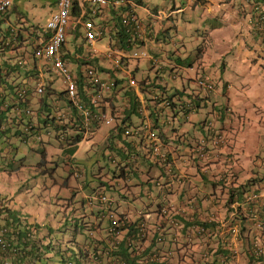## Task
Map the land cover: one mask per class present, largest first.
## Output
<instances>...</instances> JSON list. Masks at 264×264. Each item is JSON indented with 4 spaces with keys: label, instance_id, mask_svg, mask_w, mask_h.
<instances>
[{
    "label": "built area",
    "instance_id": "2783aa9c",
    "mask_svg": "<svg viewBox=\"0 0 264 264\" xmlns=\"http://www.w3.org/2000/svg\"><path fill=\"white\" fill-rule=\"evenodd\" d=\"M185 1L200 3L202 0ZM233 1L237 10L245 16L250 34L257 37L264 47V0ZM10 2L0 0V17ZM53 3L54 8L48 13L45 23L35 27L33 33L22 32L21 28L15 30L14 26L9 28L14 41L8 39L5 43L9 44V50L17 54L15 63L22 65L30 60L33 64L32 68L26 67L27 77L21 76L19 82L13 85V93L9 97L12 104L22 111L19 114H28L32 111V93H41L49 82V94L53 95L48 104L49 120L45 132L36 130L37 139H46L51 135L48 126L59 125L54 131L55 139L62 147H71L74 144L71 134L74 135V132L81 134L76 141L80 143L101 124L115 125L123 119L127 124L123 133L131 138L130 145L138 150L134 154L119 141L124 158L142 155L158 166L157 175L148 178L149 181L141 186L128 183L131 170L119 162L113 172V182L124 190L121 199L107 196L100 190L83 194L88 204L98 206V215L103 221V243L96 250L97 257L102 259V264H188L183 252L189 251L192 255L194 246L199 250L197 260L201 258L206 262L209 252L204 246L208 248L213 243L209 241L213 236L209 223L215 220L218 227L216 233L220 236L224 234L223 239L229 242L228 245L221 244V250L232 248L229 256L218 252V261L238 264L235 245L249 234L248 223L255 215L246 216L243 222L238 217L241 203L236 199L231 202L232 210L226 217L219 216L216 210L195 218L187 212L185 206L192 208V200L180 197L179 192L189 187L186 181L192 172L190 167L203 169L211 154L209 145H219L224 138L210 121H206L207 135L199 136L183 151L184 167L179 165L182 156L175 154L176 147L163 141L161 117L163 108H167L169 103L160 87L164 83L162 77L150 80L145 74V80L139 83L134 76L140 59L155 68L154 71L160 67V58L156 54L137 45L146 33V25L132 10L135 1L54 0ZM147 13L155 19L168 15L163 9ZM69 33L80 37V43L74 42L72 48L67 46ZM25 40L30 43V49L25 47ZM77 48H82V51L77 52ZM116 72L121 75L116 76ZM156 73L160 75V72ZM46 74H54L56 78H46ZM167 74L175 76L172 71ZM57 78L63 88L61 91L51 89L55 88L53 82ZM151 82L160 86H153ZM194 83L202 92L213 88V83L203 74L196 75ZM5 106L7 102L1 101L0 108ZM186 108V112L192 110L190 104ZM166 122L170 124L171 120ZM256 197V193L251 192L245 194L242 200L254 203ZM177 199H182L184 203ZM178 214L192 222L184 226ZM194 219L201 223L194 222ZM248 238L252 240L250 254L254 257L262 255L264 248L252 235ZM194 263L197 264L196 260ZM257 264H264V259Z\"/></svg>",
    "mask_w": 264,
    "mask_h": 264
},
{
    "label": "clouds",
    "instance_id": "9594fccd",
    "mask_svg": "<svg viewBox=\"0 0 264 264\" xmlns=\"http://www.w3.org/2000/svg\"><path fill=\"white\" fill-rule=\"evenodd\" d=\"M12 1L13 0H11L10 4L5 10H8ZM201 2L200 3L194 2L190 4L199 5L201 4ZM231 2H233L234 5L236 6L234 1ZM135 6H142V5L138 4L135 1L134 7ZM156 8H154L151 11L157 10ZM5 10L3 12H5ZM132 10L141 20V17L138 15L136 10L134 8ZM163 10H165L166 14L168 15L163 16L161 19L168 18L171 15L170 14L171 10L170 9H163ZM236 10H237V6H236ZM3 12L0 17V20L4 19L7 16V15H3ZM237 13L238 15L242 16L246 26V31L250 34V31L248 30L247 27L245 16L242 13H240L238 10ZM152 19L161 20L155 18ZM142 23L146 25V33L144 34L142 40L137 43V45L145 44L147 41L152 42L156 45L159 44L161 38L169 37V35H167L163 30L151 31L147 23L143 21ZM168 41H169V45L167 48L162 49V47L159 45V49L150 50L160 58V67L154 71V77H153L154 79L152 80L155 79L160 80V77H162L161 75L162 72H165L166 74L169 71L174 72L175 74L174 79L176 75H178L177 69L180 67L178 66V64L180 65L182 64L178 60V57L174 58L173 56L168 55V51L171 48H173L177 44V42L171 38L168 39ZM1 47L3 46L1 45ZM3 52L5 53L8 52L7 54L11 58L12 55L14 54L11 50L5 47ZM145 67H146V71L148 69L153 68L151 66H147V63L145 64ZM25 70H27L26 67L24 68L18 67L15 76L14 74H12L13 71L6 72V70L0 68V75L3 76L4 78L0 80V103L1 101L7 102V106H5L4 108L3 107L0 108V119L5 121L4 123L0 124V162H1L0 163V264H54V262L57 264H102V259L97 257L96 250L99 247V244L103 243L102 240L103 235L101 229V227H103V221L100 219L98 215V206L94 205L93 203L88 204L85 201L83 194L89 193L92 190H100L107 196L111 195L117 199L119 198L121 199V195L123 194L124 190L118 188L117 185H115V183L113 182V172L115 173L117 166H119L118 165L119 162H123L125 166L130 168L131 171L129 172L128 177L130 174H133L135 176V179L131 183H137V184H143L144 182H148L149 181L148 178L152 176H156L158 171V166L148 161L147 159H144L142 155H138V156L136 155L131 159L129 158L125 159L121 151L120 154H118L117 152V148H119V139H117L115 143L118 145H115V150L112 153L107 154V158L113 164V168L109 180L98 179V182L95 185H88L86 181L85 183H87V185H85V187L88 188V192L86 193L82 191V188L84 187L83 183L79 182L76 185V187L67 188L69 195L58 197L53 202L52 200L46 202L45 199H41L38 202L35 198L36 195L28 189L27 183L24 182L18 183V180L21 178V173L19 169H22V167L25 165L24 158L21 159L20 157L14 158L13 154L10 155L8 153L9 150L13 148L14 151H16L18 145H21L22 143L30 144L31 142L39 141L41 143L40 159L36 161L33 165L39 173L42 174V172L45 171L51 174L53 167L51 166L48 167V165L45 164L47 158H46V150L44 149L43 145L49 144L52 147H57L60 150V153H62L63 150L69 149L70 147H62L61 143L55 139V135H54L55 130L51 125L48 126V129L51 133L50 136H48L46 139H40V140L36 138V130L45 132L46 130L45 126L48 123V121L45 124L41 121L40 124L36 123L37 115L40 118L47 117V120H49L48 112L50 111V109L48 107V104H50V99H52L53 97L52 94H49L48 92L45 98L43 99L42 96L45 94L44 90L38 94L29 91L30 93H32V98L35 97L36 100L33 99L31 101L32 111H30L28 114H19L22 113V111H18L16 109V106L12 104L11 102L12 100L9 97H11L10 94L13 93L12 91L13 86L10 88L7 87L9 85L10 86L13 85L12 81L19 79L21 76L27 77L26 75L27 71L24 73ZM156 71L160 72V75H157ZM198 74L206 75L202 72H197L189 79H192L194 81V77ZM207 77L213 83V88L209 91L211 92L215 87V81L211 77L209 76ZM54 83L55 82H53V86L55 88H51V89L57 90V86H55ZM166 85L167 88L165 87V89L167 92H169L167 90L168 88L173 89V87H170L168 83H166ZM160 87L162 88L163 92H165V90L163 89V85ZM1 88H6V89H1ZM62 89L63 88H60V90L57 91H61ZM186 92L188 93L190 92L189 100L195 99L196 97H198L199 99L197 104L191 101L190 105L192 106V110L186 112V114L184 115L185 118H187L188 113L195 111L199 106L203 105V103L205 104V102H202V100L204 96L209 93V92L200 91L196 87V85L194 86V88H191L189 91ZM60 98H64V97L61 96ZM176 98H177V94H173L172 96H170L171 101L176 100ZM167 100L169 103V99ZM40 107L43 108L42 112H40L39 110ZM9 108L14 110L16 113H14L13 111L6 112V109ZM18 115L21 116L18 117ZM163 115H165L164 118ZM17 118H20V121H17ZM161 118H163V122L169 119L171 120V122H169L170 124L166 123L167 124L166 127L161 126L162 128L161 131L162 130L165 131L167 130V127H169L172 124L173 117L171 114V108L169 107L163 108ZM206 121H210V120L207 119L206 117H203L202 120L200 121L202 127L204 128V133L200 134L199 136L207 135L206 134L207 130L205 128ZM215 128L218 129L217 127ZM98 129L95 131L96 133H98ZM221 134L224 138L222 132ZM199 136H197L196 139ZM90 137H92V135H90L88 138ZM107 137H109V135H105V138ZM11 138H14L16 140V144L14 146H12L10 142ZM50 139L55 141V145L51 144ZM196 139L193 140L192 143H194ZM73 143L74 144L72 146L76 144V147H78L79 143H76V141ZM168 143L173 147H176V149L181 148L179 146L177 147V145H173L172 142H168ZM191 144H188L187 146L183 147L184 150L187 149V147L190 146ZM220 145L221 144L219 145L210 144L209 150L211 151V149L217 148ZM102 146L112 148V144H109L106 141H104ZM76 149L71 151L72 153L70 152L63 154V156L68 159V160L65 159V162H68L70 164L71 171L69 173L73 174L75 179H77L82 172V169L80 168L78 162L72 160L73 154ZM134 149L135 151H132V153L137 154L138 150L136 148ZM40 160H42V162ZM133 169L136 171V175L133 173ZM2 174L7 175L8 179H4ZM98 178H100L99 175ZM122 183L123 182H121V184ZM106 188L119 190V193L117 195L111 193L107 194L105 191ZM78 190H80V193L78 194L77 198H74L75 193L78 192ZM17 191L19 192V194L22 191L23 192L27 191V195L22 199H20L19 196L17 197L16 195ZM251 192L256 193L258 197V194L257 192H255V190H250L246 193L243 192L242 198H244L245 194L247 195ZM14 199H16L15 201L17 202H15ZM232 201L233 200H231L228 203H224V202L221 203V207H224L225 217L232 210L231 207ZM50 204H51L50 209L46 210L45 205H50ZM45 210H46V215L45 217H42ZM239 210L241 211V214H239L238 217L242 219L243 212L241 210V207L239 208ZM55 213L59 214L57 218H55ZM64 228H66L69 232L66 238L63 237V233H62V230ZM78 233L81 235L80 242H77L75 239V236ZM223 235H222V241H223L222 244L228 245L229 242H226L223 239ZM216 241L217 240L211 243V245H209L208 248L207 245L204 246V248L206 247L207 252L211 251L212 247L218 246L216 244ZM251 242L252 240L248 239L247 244H245V246L242 248L244 253L236 249L238 256L243 255V262L240 263L238 262V264L244 262L245 263L249 262V264H251V261L256 258L252 254H251V259L250 257H248L251 250ZM258 244L264 248V244L260 242H258ZM223 251L225 254H227V256H229L230 251H232V248L229 249V247H227L224 248ZM207 263L208 261L206 262V264ZM223 264H227L226 261H223Z\"/></svg>",
    "mask_w": 264,
    "mask_h": 264
},
{
    "label": "crops",
    "instance_id": "0c3cea01",
    "mask_svg": "<svg viewBox=\"0 0 264 264\" xmlns=\"http://www.w3.org/2000/svg\"><path fill=\"white\" fill-rule=\"evenodd\" d=\"M134 1L142 5L135 6L134 9L141 20L149 25L150 30H163L167 35H169L167 27L163 28L160 24L163 19L153 20L147 11L156 7H159L156 9H170L171 15L168 17L170 18L186 7L197 10L198 21L203 25L198 29L201 40L194 52L182 54L177 42L168 51V55L178 57L182 64L178 66L185 73L184 78L202 72L215 81L214 89L204 96L202 102L211 103L213 108L215 103L212 94L219 90L222 94H226V112L221 121L222 126L217 127L223 133L224 141L217 148L211 149L203 169L197 167L194 170L190 167L192 172L188 174L189 180L186 181L189 187L179 192L180 197L190 198L193 202L190 203L193 205L192 208L185 206L187 212H191L192 218H195L196 215L203 217L208 212L216 210L222 217L224 216L222 202L240 200L243 222L246 216L251 217V214L255 216L251 223H248L249 234L236 243L235 249L243 252L242 248L247 244L249 235L264 244V146L259 149L264 143V140H260V135L264 136V47L260 45L257 37L246 31L242 16L238 15L236 6L231 2L233 0H203L199 5L190 4L185 0H165L163 5L148 3L147 0ZM228 55L233 58H227ZM229 60H232L236 67L249 61L250 67L253 68L252 78L247 80L235 70L237 82L230 83L225 80L222 74ZM191 71L193 74L190 73ZM183 84L181 81V85ZM213 115L215 117V113ZM245 126H248V130H244ZM168 131L166 138L175 135L184 138L186 134L193 142V139L204 133V128L200 122L195 129L197 134H192L194 132L186 131L179 126L170 133ZM178 144L173 143L181 147L175 151V154L182 156L179 165L184 167L186 164L183 161L185 157L183 147L185 146ZM261 165L263 169H259ZM201 173H207V178L201 177ZM190 188L194 190L192 193L189 192ZM250 190H255L258 194L254 203L242 200L243 192ZM177 200L184 203L182 199ZM220 237L222 239V236ZM215 240L217 238L213 236L209 239L210 242ZM198 255L199 250L193 246L192 256L197 259ZM209 257L210 255L207 261L211 260ZM237 258L239 263L243 262V255Z\"/></svg>",
    "mask_w": 264,
    "mask_h": 264
},
{
    "label": "rangeland",
    "instance_id": "374dc122",
    "mask_svg": "<svg viewBox=\"0 0 264 264\" xmlns=\"http://www.w3.org/2000/svg\"><path fill=\"white\" fill-rule=\"evenodd\" d=\"M53 2L54 0H13L7 10V16L4 19L0 20V45L3 34L4 36L9 37V40L14 41V38L11 37V34L8 30L9 25L14 26L15 30L21 28L22 32L25 30L27 33H33L35 27L42 26L45 23L48 13L54 8ZM147 2L163 5L165 3V0H147ZM160 24L163 28L167 27L169 37L161 38L159 44L156 45L152 42L147 41L145 44H142L141 47H143L147 51H150L151 49H159V45L162 48H167L169 45L168 39L171 38L178 42V47L179 49H181L182 54L187 55L190 52H194L195 47L201 40L198 29H200V27H202L203 25L198 21L196 9L186 7L182 12H179L170 18H164L160 21ZM26 41L27 40H25V42L23 43H25V47L27 49H30V43ZM66 41L67 46L69 48H72L74 42L80 43V37L78 35L74 36V34L69 33L66 37ZM83 47H85V45H83ZM7 53L8 52H6V54ZM25 53L27 54L28 52L25 51ZM16 57L17 54H13L12 60H8L15 63L17 59ZM227 58L232 59L233 57L228 55ZM31 63L32 61L30 62V60H28L22 65H19V67H32L33 64ZM145 64V60L140 59L137 61L139 69L134 72V76L136 79L144 76L146 72L148 73L150 80L154 79V69L151 68L146 71ZM235 70L247 80L252 78L251 74L253 68L250 67L249 61L245 62V64L243 65L238 64V66L236 67V65L232 63V60L226 62V66L224 69L225 72H223L222 77L230 83H236L237 77L234 72ZM26 71L27 70H25L24 73ZM190 73L193 74L192 71ZM115 75L119 76L121 74L118 75V73L116 72ZM161 75L163 77V80L168 81L169 84H173L174 87L180 88L182 81L186 86L185 91H189L195 86L192 79L184 78L185 73L180 68H178V75H176L175 79H169L165 72H162ZM45 77L52 78L53 80L56 78L54 74H46ZM17 82H19V79L13 80L12 84L15 85ZM30 82L32 83V80H30ZM54 85L57 86V90H60V88H62V85L59 84L58 78L56 79ZM217 92L215 94H212V98L215 103V106L213 108L211 106V103L203 104L199 106L195 111L188 113L187 118H185V116L181 114L182 112H179V114L173 117L172 123L186 129V131L194 132L192 134L198 133L195 131V129L200 124V121L203 117L209 119L212 124L214 123V127L222 126L221 121L223 120L224 113L226 112V94H222L220 90ZM229 92L230 90L228 91V93ZM33 99L36 100L35 97H33ZM7 111H13L14 113H16L11 108L6 109V112ZM214 113L215 117L213 115ZM164 117L165 115H163V118ZM229 122L231 123V121ZM161 126L164 127V122L161 124ZM107 127V124H101L98 129V133L94 132L92 134V137L85 139L78 144V147L75 150L72 158L73 161L78 162L80 168L82 169V172L77 179L74 178L73 174L69 173L71 171L70 164L68 162H65L63 154L60 153V150L57 147H52L49 144L43 145L44 149L46 150L47 158L45 164L48 165V167H53L51 174L45 171L41 174L33 165L40 159L41 143L39 141H34L30 144L22 143L21 145H18L16 151H14V149L12 148L8 153L10 155L13 154L14 158H24L25 163L22 169H19L21 178L18 180V183H27L28 189L36 195L35 198L38 202L41 199H45L46 202H49L50 200H52L53 202L58 197L69 195L67 188L76 187L79 182L83 183L84 187L82 188V191L86 193L88 192V188L85 187L87 183L88 185H95L98 182V179L109 180L113 164L107 158V154L112 153L115 150V145L118 144L115 143V141L117 140V137L115 135L105 138ZM245 129L248 130V126H245L244 130ZM184 139L186 141V139H190V136L188 137L185 134ZM260 140H264V136L262 134L260 135ZM50 141L51 144L55 145V141H53L52 139H50ZM104 141L112 144V148L103 147L102 144L104 143ZM10 142L12 146L16 144V140L14 138H11ZM262 146H264V143L259 146V149H261ZM140 153L142 154V150H140ZM262 167L263 165H261L259 169H263ZM98 175L100 176V178H98ZM2 176L4 179H8L7 175L2 174ZM134 179L135 176L133 174H130L129 182H133ZM86 181L87 183H85ZM139 185L143 186L142 184ZM142 188L143 187H141V189ZM105 191L107 194L111 193L117 195L119 193V190L112 188H106ZM192 191H194L193 188H190L189 192L192 193ZM79 193L80 190L75 193L74 198H77ZM16 195L17 197L19 196V198L22 199L27 195V191H22L20 194L17 191ZM127 199L130 200V197H128ZM15 200L16 199H14V201ZM51 204L45 205L46 210L50 209ZM121 205H123V203H121ZM46 210L43 213L42 217H45ZM58 216L59 214L55 213V218H57ZM62 233L63 237L66 238L69 232L66 228H64L62 230ZM75 239L77 242H80L81 235L79 233L76 234ZM54 264L57 263L54 262Z\"/></svg>",
    "mask_w": 264,
    "mask_h": 264
},
{
    "label": "trees",
    "instance_id": "16d2710c",
    "mask_svg": "<svg viewBox=\"0 0 264 264\" xmlns=\"http://www.w3.org/2000/svg\"><path fill=\"white\" fill-rule=\"evenodd\" d=\"M3 15H7V10H5V12H3ZM9 28H10V26H9ZM9 28H8V30H9ZM10 31L11 30H9V33L11 34L12 32H10ZM8 39H9V37L4 36V34H3L2 41H1V45L3 47H1V45H0V68H3L4 70H6V72H10L13 69L12 70L13 72L12 71L11 72H12V74H14L16 76V70H18L19 65H17L16 63H14V62L11 61L13 63L12 64L8 60V59L12 60V58L8 54H6L5 52H3L4 51V47L8 49V45L9 44L8 43L7 44L5 43V41H7ZM76 50H77V52L80 53L82 51V48H77ZM80 62L83 63L84 61H80ZM90 63H92V62L90 61ZM146 74L149 77L148 73H146ZM166 75L168 76L169 79H174V77L170 76L169 74H166ZM2 79H4V78H3V76L0 75V80H2ZM144 80H145V78L143 76V77H140L138 79V82L141 83ZM162 80H163V77H162ZM163 82H164L163 83V89L165 90L164 93L166 94V96L164 98L166 100L169 99V105L170 106H168V107L171 108L172 117H174L177 114H179V112H182L181 114L182 115H185L186 114V111H187L186 105L187 104H191V101L193 103H196L197 104L199 98L196 97L195 99L189 100V97H190V94L189 93L190 92L188 93V92L185 91V87L186 86L184 84L183 85H180V88H178V87H174V85L171 84V83L169 84L168 81H166V80H163ZM166 83H168L170 85V87H173V89H170V88L167 89L169 92H167L166 89H165V87L167 88ZM151 85H153V86H159L158 84H154L153 82H151ZM12 86L13 85H11V86L9 85L7 88H10ZM2 89H6V88H2ZM49 91H50V89H49V82H48V84H46L45 87H44L45 94L42 96L43 99L45 98L46 94ZM173 94H177V98H176V100L171 101L170 100V96H172ZM130 96L132 97V95H130ZM39 110H40V112H42L43 108L40 107ZM39 116H40V114H39ZM40 121L43 122L44 124L47 123V117L40 118L37 115V122L36 123H39L40 124ZM4 122L5 121H3L2 119H0V124H2ZM166 123L167 122L164 121V124H165L164 127L167 126ZM126 125L127 124H124V120L122 119L120 122H116L115 125L108 126L107 129H106V135H109V137L115 135L117 137V139H119L120 142L125 143L126 144V147H128V149H129V151L132 152V151H135V149L129 143V140L131 138H127V135H125L123 133V129L126 127ZM52 127L55 130V129H57L60 126L59 125H52ZM177 127H178L177 124L175 125L174 123H172L169 127H167V130H169V133H170L171 131L175 130ZM61 129L64 130V127L62 126ZM167 130H165V131L162 130L161 131L162 132L163 141H167V142L170 141V142H173V143H179L178 145H182V146H187L188 144H191L192 143L191 142V139H186V141H185L184 138H179L176 135H175V137L173 136L171 138H166V131ZM74 133H75L74 135L71 134V139H72L73 142L77 141L79 139L80 135H81L80 133H77V132H74ZM191 138L193 139L194 137H191ZM120 146L121 145L119 144V148H117L118 154H120V151L123 150V149H120ZM76 148L77 147H76V144H75L74 146H71L69 149L63 150L62 151V154L70 153L71 151H73ZM64 158L66 160H68L66 157H64ZM143 158L146 159L147 157L146 156H143ZM40 161L42 162V160H40ZM133 173L136 175V171L134 169H133ZM202 176L204 178H207V173H201V177ZM178 218L183 222L184 226H186L187 224H190L192 222V220H190L188 217L185 218L183 216H180L179 214H178ZM194 222L201 223L197 219H194ZM209 224L213 228V231H212L213 232V237L217 238L216 244L218 246L217 247H212L211 251H208L209 252V255L211 257V260H209L207 264H223V262L218 261V256L219 255H216L218 252L221 253V254H225L224 251H222L221 250V247H220L223 241H222L221 237L219 235H217V233H216V230L218 229L217 223H216L215 220H212ZM201 238H203V237H201ZM183 256L186 257V259H187L186 261H187L188 264H195L194 263V260H196V263L197 264H205L207 262V260H208V258H207L206 262H205V260H203L201 258L197 260V259H195V257H193L192 255H190L189 251L188 252L187 251L186 252H183ZM248 257H250V259H251V254H249ZM262 259H264V253L262 255H259L258 257H256L254 260H252L251 261V264H257V262L258 261H261ZM244 263H241V264H244ZM245 264H249V262L248 263H245Z\"/></svg>",
    "mask_w": 264,
    "mask_h": 264
}]
</instances>
